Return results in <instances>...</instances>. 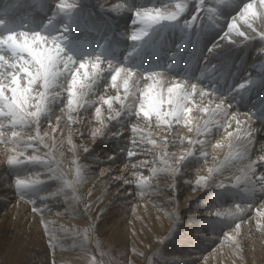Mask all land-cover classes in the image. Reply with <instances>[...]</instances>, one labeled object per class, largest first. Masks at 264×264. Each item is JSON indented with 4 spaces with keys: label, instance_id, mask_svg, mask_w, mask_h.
<instances>
[{
    "label": "bare ground",
    "instance_id": "obj_1",
    "mask_svg": "<svg viewBox=\"0 0 264 264\" xmlns=\"http://www.w3.org/2000/svg\"><path fill=\"white\" fill-rule=\"evenodd\" d=\"M50 1L51 0H43L41 4L37 3V2H33V3H30L29 5H26L24 2L15 3L12 0H0V15H1V13L6 12V16H10V14L13 15L14 12L16 14H18V11H19L18 18H22L21 15L28 16L29 13L30 14L36 13L35 11L37 9H42V8H44L46 6L48 8L49 5L50 6L54 5V3L50 4ZM63 1H65V2L58 3L57 5H55L54 7L51 8L52 17H56L57 16L58 18H60L61 16H63L64 8L67 5H70L72 7H77V6L81 7V3L79 2L80 0H73V2H71L72 0H63ZM237 1L238 0H225V4H223L220 7L221 9H223L222 11L219 10V11H215L214 13L211 12L212 14L209 16V23L212 25L214 33L212 32L213 34L212 35H208V36H206V35H202L201 36V34L199 35V31H194L192 29L190 37H188L189 33L188 32H180V29H181L180 27L172 29L171 25H173V23H174L173 21L174 20L173 21L161 20L159 22H150V21L145 20L146 23H151V24L155 23L156 25H158L157 26V30L152 31L149 34L148 33V29L146 27L147 24L135 21L136 19L140 18V17H138L136 15V13L138 11L139 12H143L145 10H149V11H151L152 15H155L157 9H159L160 13L165 14V15H171V14H177L178 13L176 15V18H178L182 12H187L188 11V15L187 16H190V15H192V13H194L197 16V18L200 19V18L206 16L207 14L204 12L203 9L200 12V10L198 8V5L195 8V6H194L195 5V0H94V4H95L96 8L97 7H105V8L113 9V11L115 12L116 17L118 18L117 23H116L117 29L114 28V26H113L112 29H110V27H108V23L107 22H103L104 20H107L109 17L112 18V16L109 13H106L105 15H99V14L93 13V14H91V16L93 17V23L92 24L91 23H83V22L81 24L83 26V28L86 29L85 32H87L91 28V31H96L97 34H101V35L104 34L103 36H105V34L107 32L110 33V32L114 31L116 34H118V35L114 34V36L117 37L120 40V42H122V43H119V44L127 47V53L129 52V53L132 54L133 52H135V54L138 55V57H142L143 54L146 53L147 50H150L149 55L152 58V62H151V65L145 66L144 68L145 69H147V68L157 69L158 71H156L155 73L146 75L147 78L149 77V79H154V77H156L157 79H159L158 77H161L160 78L161 81H162V78L163 79H167V81L170 82V84H169L170 88H175L177 85L180 88V87L183 86V85H180L182 83V84L189 85L194 90L195 89H199L198 93L200 94V97L203 96L202 98L205 101H207L201 107L204 108V111H210L212 116L208 117L209 120H207V122H206L207 124H191V132H192V130L195 131V132H193V134L195 133V135L198 136L199 133H201V132L203 133L204 128H206V125L208 127H210V129H212V131H214V134H216V132L217 133L219 132V138L217 140H213V142L209 143L208 146L212 145V148L211 147H209V148H210V150H213V153H214L216 159H225L226 160L228 158L227 161H228V163L231 164L230 165L231 167H234L233 165H235V164L241 165L240 163H245V161H247V162L248 161H252L251 157H255L256 158L255 155H257V152L259 151V146H260L259 145V142H260L259 139L260 138L258 137V135L255 136V133L258 132V126H254V124H253V126L256 127V128H253V126L251 124L253 123V120L256 123H258V122L261 123V120L262 121L264 120V80L262 78V76L264 75V69L261 70V75L260 76H257V73H252L251 74V70L243 72V71L240 70V68L237 71L227 70L229 68L220 69V64H222L223 61L226 62V65L230 64V62L232 61L234 63H239L240 67L244 66V67H248V68H251V69L252 68L256 69L257 67H260L261 65L263 66V64H261L260 66L258 64H259V61L264 60V57H263L264 54H262V53L255 54L257 52H262L263 51L262 49H264V46L260 42V38L264 37V36H262V35H264V27H261V25H264V17L262 15V13L259 14V12L257 11L258 14L260 16H262V21H260L261 18L259 19L258 16H255V17H257V24L258 25L261 24V25H259L260 26L259 28H256V27L254 28L253 27V29L251 30L250 28H246L247 26L245 25L246 26L245 28L247 30H251L249 32L240 29V27L237 24H235V19L229 18L230 14L235 13L236 11H238V9L240 7H241V9L244 8V6H241V4H243L242 2L247 1V3H245V4H248V3H252L253 5L255 4V6H254V9H255V8L258 7L257 5H258V2L260 0H244V1L241 0L242 2H237ZM58 2H59V0H58ZM206 3H208V5H211V4L213 5L214 1L213 0H206ZM20 4H21V6H25V7L18 8ZM61 4L64 6L63 8L59 7V5H61ZM177 5H180V8H177ZM41 6H42V8H41ZM11 11H13V13H11ZM86 13H88V12L86 11ZM121 13L124 14L126 17H120ZM207 13H209V12H207ZM236 14H237V12H236ZM65 15H66V17H68V15H70V13H68V14L66 13ZM71 15H70V17L68 18L67 21H68V23L70 25L74 26L75 21L77 22L79 20V17L82 15L81 8L73 9V14H71ZM62 18H64V17H62ZM126 19L128 20V22L126 21ZM53 20H55V19H53ZM0 21H2V20L0 19ZM100 21H102L103 23L100 22ZM253 21H254V19H253ZM197 22H198V20H197ZM57 23H58L57 20H55V21H53V24L51 26H49L48 28L43 29V31H44L43 34L45 36L44 35H42V36L43 37H46V36L48 37V33H50V31L54 27L57 26ZM230 24L234 25V28H232L231 30L229 29V25ZM63 26H59L58 28L63 30V31L64 30L66 31V29H65L66 27H63ZM201 26L203 27V25H201ZM67 27H68V25H67ZM248 27H250V25ZM63 31H61V32H63ZM82 32L83 31H81L80 33H82ZM121 33L122 34L131 33V37L137 36L139 38L135 39V40L133 39L134 41H132L131 39L130 40H126V43H125L124 41H122V40H124V38L121 36ZM240 33H243V35H240ZM58 34H60V33H58ZM58 34H56V35H58ZM86 34H87V36L90 37L91 33H86ZM52 35H50L51 37L48 38L49 40H51V38L54 36V35L53 36ZM109 35L110 34H108V36ZM97 37L98 36H96L95 38H97ZM124 37H126V36H124ZM208 37H209V39H208ZM93 42H92V40H90L89 44L83 46L85 48L86 52L90 53V51H95L96 50L95 49L96 45H95V43L93 44ZM131 42L135 43L136 45L133 46V47H130V46H132ZM59 43H60V41H59ZM127 43H129V44H127ZM60 45L62 47L61 43H60ZM161 45H168V46L175 45V50H178V51H179V49L183 48V46H185V47H188L190 51H189V53H185L184 54V53H182V49L179 51V53H177L174 50H172V52L168 53V54H170L169 57L172 58L171 59L172 61L169 62V63L168 62L166 63V62L163 61L162 58H160L161 55H159V52L162 51ZM244 45H246V48H248L249 50L248 51L243 50V52H241V54H239L240 53L239 52L240 47H242ZM50 46L51 45H46V47H50ZM62 48H64V47H62ZM114 50H115V54L114 55H116L117 50H118V44L114 45ZM164 50L165 49H163V51ZM0 51L7 52L8 49L6 47H4L3 50H0ZM37 51H39V49ZM97 52H99L101 54L103 52V50L100 49ZM249 53H251V54H249ZM203 55H206V56H208L210 58H219L220 59L219 64L216 65L215 64L216 62L215 61L213 62V60H211V59L209 60V62H200L199 57L201 58ZM71 56H73V55H71ZM109 60H111V59H109ZM81 62H84L85 65H86V67L84 69H80V71H79V75L81 77H83V73L85 71H87L88 73L92 72V69L89 70L88 67L89 66L92 67L93 63H96L98 65V71H97V75H96L95 79L93 80L91 77L89 78V83H90L91 86L89 88L87 96L84 98V101H86V102L82 101L83 107H77V108H74L73 110L69 109V106H68V91L67 90H68V86H69V81L71 80V75H69V77H68V72H65L63 76L59 77L60 78L59 81L61 82L62 86H60V87L58 86L57 88L50 90V91H55V92L59 93L57 98H55L54 102L56 104L58 103L60 105V101L63 100L64 103L61 102V103H63V107H60L58 111H55L54 110L55 103L52 105V101L53 100L50 99V101L47 102V104H46L47 111L44 112V115H42L43 113H41V115H42V117H45V116L47 117L45 122H48V124H50L49 123L50 121H48V120L54 119L52 117H54L55 114H59L58 117L55 116V118L57 119L56 122L58 121V124H63V122H64L63 118H65L66 115L68 116L67 118H71L72 120H74V122L76 124H83V123L86 122V125L87 124H91L92 127H95L94 129H98V128L102 127L103 125H105L106 128H109L110 124H108V122H110V121H111V123L115 124L114 126H112L113 128H111V129L109 128V130H112V129L116 130L115 133L113 132L114 135L111 133L112 135L103 136L101 138L102 141L100 142V144L104 145V146L113 145L112 143H115L114 144L115 145L114 153L112 151H108L107 150L108 151L107 153L110 156L107 157V158L105 157L106 159H101L100 157H98L96 152H89L86 155H85L86 152L82 153V156H84L83 158H85V160L83 162V167H82L83 170H84V173L89 174V173L95 172V176H93L94 177L93 185L95 186L94 188H97V190L99 188L98 186H100L101 184H103V186H104L103 190L101 189L100 192L97 193L94 198L98 199V201L101 200L102 203H103L102 205L103 206L105 205L104 209L107 211V213L105 214V216L107 217V220L113 219V215L114 216L118 215L119 219L123 218L125 216V214H124L126 212L125 210L128 209V208L131 209L133 207V205L136 204V202L138 200V197H139V199H140V197H142V198L143 197H145V198L147 197L148 198L149 196L150 197L151 196L155 197V195L159 193L158 191L162 190L163 187H165L166 189L169 188L176 195H181L183 193L182 190H183V188H185V185L182 186V187H177L175 185L176 183H172L173 184L172 185L171 182L168 183V181L165 180L168 184H170V186H167L168 184L165 185L166 184L165 181H163V183H162L158 179L160 177H163V175H161L160 172H162L163 169L165 168V167L163 168L164 165L162 166L161 163H160V165H161L160 168H158L157 165L155 164L154 169L152 168V171H150L148 173V176H150V180H144L143 179L144 177L143 178L140 177L141 175H140L139 172H138L139 173L138 175H140V176H138L139 178H133L132 175H134V174H132L130 176V178L126 177L127 175L125 176L124 174L121 175L122 177L119 176L120 174H114L115 172L113 171L111 165L114 162L116 164H118L119 161H122L123 164H121V167H123L122 165L125 164V160H126V159H123L124 160L123 161L122 158H118V157H120V155H119L120 154V150H119L120 148L116 147L117 142H114V140H117V141L119 139L121 141L127 140L126 137L122 138V136L126 135L127 123L130 122V118H132L134 116V114L131 111L130 112H124V111H125V107L126 108H128V107L130 108V105H132V104H134L136 102V98L134 97V99L132 100L131 97L135 96V95H133V93L130 94L129 92H127L126 89L123 90L122 94H120L118 92V87H119L118 85H121L120 80L123 81V79H122L123 73L117 74L116 72H112V73L111 72L109 73V71L106 72L105 71L106 69H103V67L101 65L102 62L100 60H94V59L92 61H86V60L77 61V60H74V65H73L72 71H76L79 68V64ZM62 65L63 64H61L59 66H62ZM63 67L64 66H62V68ZM116 68L126 69V68L121 67V66H118ZM128 69H130V67ZM228 71H229V75H230L229 77L227 76ZM132 72H133V76L132 77L136 78L137 74L134 71H132ZM11 73H13V72H11ZM108 73H109V75H107ZM23 75H24V73H23ZM113 75H117V79H116L115 82L112 81V79H111V77ZM107 77L110 80V83H111V86L113 87V89H116V92L113 91L114 94L112 95V97L110 99V106H109V104H105L104 103V100H108L106 98L104 100H102V102H100L103 97L100 98L101 94L98 91L99 90L98 87L102 86L105 83V80L107 79ZM23 78H24V76H23ZM7 80H6V82H7ZM19 82H20V80H19ZM152 82H154V81L150 80L148 87H146V86L144 87L143 86V88L141 89L140 92H141L142 95L140 96V99L138 100V102L140 104V105L138 104L139 106H141L142 104H144L146 102L148 103V105H150V103H152V102H154V101L159 99L158 96H153L151 98H148L149 97L148 96L149 92H151V90L153 88H155V87H153L154 85H152ZM162 82L165 83V81H162ZM191 82H193V83H191ZM64 83H66V84H64ZM25 84H26V80L25 79H24V82H22V81L20 82L21 87H23ZM40 84H41V82H39V81H37L36 83L33 84V88L35 86L37 92L35 93V89L32 88V93H31V96L29 97V99L31 100V103H30L31 105L30 106L27 105V104L25 105V110L26 111H28V108H31V107L34 108V104L35 103L33 104V100L37 103L36 97H37L38 93L41 90L43 91V89L40 87ZM157 84H160V83H157ZM207 84H209V85H207ZM241 85H243V86H241ZM122 86L124 87L123 83H122ZM161 86H162V84H161ZM132 87H133V85H132ZM9 88H10V85H9ZM102 88L104 89V91H107L108 86L107 85H103ZM158 89H156V90H158ZM163 89H167V87H165ZM132 90H133V88H132ZM9 92H11V91H9ZM130 92H131V90H130ZM195 92H197V91H195ZM98 93H99V95L96 96ZM157 93H159V92H157ZM9 94L12 95V93H9ZM9 94H7L6 96H8ZM165 95H167V94H165ZM238 96H240V99H239V102H236L234 100V98H236ZM99 99H100V101H99ZM199 100H200V98H199ZM121 101H123V103H121ZM195 101H197V100H195ZM95 102L98 103V104H96V106H95ZM246 103H249V104L247 105ZM241 104H242V106H241ZM254 104H256V106L253 107ZM217 105H221L222 107L220 109H217ZM93 106H95V107L93 108ZM260 106H261V108H260L261 110L259 109ZM92 108H93V110H92ZM97 108L100 109L99 114H97V112H96ZM87 109H88V111L91 110V114L89 116L86 115V113L88 112V111H86ZM144 109H147V108H144ZM130 110H131V108H130ZM140 110L141 109L135 110L136 112L135 111L134 112L137 113V111H140ZM34 111H35V108H34ZM117 113H119V115H117ZM141 113H143V111H141ZM74 114H78V115L82 114V116H84L86 118V121L82 120V122H80V119H83V118H81V117L78 118ZM256 115L258 116L259 119H254V117ZM252 116H253V119H252ZM142 117H143V114H142ZM153 118H154V116H153ZM155 119H153V120H155ZM41 120H42L41 118H39L38 121L37 120H33V119H31V120L29 119L28 122H27L28 123L27 126H29V123H32V122L35 121L33 123L34 125H32V124L31 125L34 126L35 127L34 130H36V132H38V130L40 128L38 126L39 129H37V125H38L37 123L41 122ZM77 120H79V122ZM107 120H109V121H107ZM4 121H5V123H3L4 127H5V124L6 125L7 124H11L12 128H14V125L10 122V118L9 117H7V120L5 119ZM125 121H126V124L124 123ZM136 121H138V120H136ZM238 121H239V124L237 123ZM51 122H53V121H51ZM67 122H71L70 119ZM145 122H148V121H145ZM154 122H156V121H154ZM54 123H55V121H54ZM137 123H139V122H137ZM157 123H158V121H157ZM65 124H66V122H65ZM152 124L154 125V123H152ZM162 124H163V122H162ZM21 125H25V124H21ZM50 125H52V123ZM55 125H57V123H55ZM68 125H70V123H68ZM136 125H138V124H136ZM133 126H132V128H133ZM69 127H71V126H69ZM136 127H138V126H136ZM139 127L141 129V126H139ZM47 128H46V130H47ZM73 128L71 127V129H73ZM78 128H79V125H78ZM24 129L25 128H23V130ZM29 129L30 130H28V131L31 132V128H29ZM48 129L50 130V128H48ZM52 129L55 130V128H52ZM56 129H58V127ZM71 129H69V130L71 131ZM197 129H199V131ZM163 130H165V129H163ZM186 130H188V129H186ZM5 131H6V129H5ZM5 131H3V133ZM20 131L21 130H19V133H20ZM50 131L52 132V130H50ZM60 131H61V129H60ZM6 132H8V131H6ZM13 132H16V131L12 130L11 132H9L6 135L5 134L4 135H0V143H1V148H0L1 158H0V161L2 160L1 161V165H0V229H1L0 232L2 234H5V233H7L9 231V229L10 230L13 229L14 230L13 235H15L16 237L21 236L22 234H26V238H28V236L33 238V237H36V236H39V235L43 234V233L42 234L40 233V230L38 228L40 226L39 223L46 222V220L48 221L50 219L51 214H53L52 216H54V213H50L49 212V210L52 208V207L50 208L49 206L52 205L54 207H60L61 204L63 203V201H65L64 200L65 198L62 199L63 201L59 200V197H58V195L56 193V190H54L55 191L54 192L53 190L51 191V190H47V189L44 188L43 185L49 181V179L51 178L50 176L51 175L53 176V174H51V172H50V174H51L50 175L48 170H47V168H45L43 166H40L39 164L38 165L35 164V161H29L27 159L29 157L28 156L29 155L28 151H27V153H25V155H27V156L24 155V152H25L24 148L29 147L28 146V145H30L29 139L32 138L33 135L31 137H29L30 135H28V137H29L28 138L27 135H25V137H24V136H21V133L19 134L18 132H16L18 135L16 137H13L12 136ZM25 132L23 134H25ZM45 132H47V131H43V133H45ZM51 132L49 134H51ZM78 132H79V130H78ZM60 133H62V132H60ZM67 133L68 132H66V135H67ZM71 133H72V131H71ZM71 133H70V136H71ZM183 133H185V132H183ZM46 134H48V133H46ZM127 134H128V132H127ZM134 134H136V133H134ZM139 134H137V136ZM151 134H153V133L151 132ZM175 134H178V133H175ZM203 134H204V136H201V138H203L204 140L200 139L202 142L201 141L200 142H196L195 141L196 138L193 137L194 138L193 144L196 143V144L200 145V147L202 149L206 148L205 144L207 143L205 141L206 131ZM250 134H253V141L255 139V142H252L250 145H248V138H249ZM38 135L40 136V134H37L36 137H38ZM104 135H106V134H104ZM141 135L144 136L143 134H141ZM158 135L159 134H157V136ZM181 135L186 137V134L184 135V134H181V132H180V136ZM73 136H75V135H73ZM160 136H163V135L160 134ZM44 137H46V136H44ZM151 137H153V136H151ZM40 138H42V137L36 138V141L34 140V142H36V144H37V146H35V147L37 148L36 151H38V155H39L40 150L45 145L44 141L46 140V139H44V141H43ZM65 138L66 137H64L63 139H65ZM146 138H148V135H147ZM172 138L174 139V137H172ZM54 140H55V138H54ZM68 140L70 142L72 141L70 139H68ZM151 140H152V138H151ZM151 140H148V142H150V144L148 143L150 145V147H151V142L153 141V140L152 141ZM197 140H198V138H197ZM209 140H210V138H209ZM121 141H119V142H121ZM155 141H157V140H155ZM251 141H252V139H251ZM51 142L52 141H50V143ZM145 142H147V141H145ZM46 143H49V142H46ZM55 143H56V141H55ZM133 143H134V141H133ZM189 143H191V141ZM240 143L246 144L247 147H248V156H247L246 160L242 161V162L238 161L236 159V154H234V152L232 153V151H234V150L236 151L237 150V147H238V145ZM54 144H52V145H54ZM72 144H74V143H72ZM163 144H165V143H163ZM67 145H70V144L68 143ZM167 145L168 144H166L165 148L167 147ZM62 146H64V145H62ZM153 146H155V145H153ZM173 146H176V145H173ZM184 146H186L185 148H187L188 145H184ZM192 146H193V149H194L195 148L194 145H192ZM30 147H33V145L31 144ZM44 147H46V146H44ZM56 147L58 148V145L55 146V148ZM67 147H70V146H67ZM75 147H77V146H75ZM133 147H134V145H133ZM87 148H88V146H87ZM127 148L128 149H135V147L132 148L131 146H127ZM147 148H149V147H147ZM185 148L182 149V150H185ZM190 148H192V147H190ZM31 149L33 150V148H30V150ZM49 149H48V151L51 152V150H49ZM59 149H60V147H59ZM144 149H145V147H144ZM160 149H162V147ZM54 150H52V152H54ZM89 150H91V149H89ZM164 150H167V149H164ZM42 151H44V150H42ZM42 151H41V153L44 154L45 152H42ZM68 151H70V149ZM176 151L178 152V150H176ZM186 151H187V149H186ZM190 151L192 152V149ZM190 151H189V153H190ZM263 152H264V150H263ZM20 153H21L22 156L19 155ZM31 153L36 154L35 153V149ZM56 153H58V152H56ZM145 153H147V152H145ZM186 153H188V152H186ZM51 154L53 155V153H51ZM134 154L136 155L137 152L133 153V155ZM160 154H162V152ZM178 154H179V152H178ZM41 156L43 157V155H41ZM127 156L128 155H126V157ZM149 156H150V154H149ZM10 157H16L18 160L22 161V163L13 164L12 165V169L10 170L8 168V164H7L8 163V159ZM47 157L49 159V156H47ZM56 157H58V156L56 155ZM56 157H54V159ZM178 157H175V158H178ZM169 158H171V157L169 156ZM255 158H253V159L255 160ZM48 159H45V160H47L49 162ZM180 159H178V160H180ZM204 159H206V158H204ZM41 160H43V159H41ZM171 160H172V158H171ZM257 160H258V158H257ZM47 161H44V162H47ZM142 161H143V159H142ZM164 161H165V159H164ZM167 162L169 163V160H167ZM262 162H263V166H262V168L259 171L256 168H254V171L247 170L248 172L244 173L245 176H243V177H238L239 173L236 171L235 168H232V169H235V171L238 173V176H233L234 175L233 173H232L233 175L231 174L232 176H230V174L227 173L228 176H226V174H225V176L220 177L216 184L219 183V184L222 185L221 186V190L216 192L215 195L213 194V195H209L207 197L206 196L205 197L202 196L200 201L193 202V203L189 202V204L186 206V208L184 207L185 208L184 210L186 212H184V214L181 215V216H184L187 219L184 222L185 223V226H184L185 229L183 231L184 233H182V238H183V241L186 242L187 245H190V246L193 245L194 247L192 246L193 248H191V247L190 248H187V247L184 248V249H189V252L185 255V257L188 258L191 261L189 263V260L187 259L188 260L187 262H182L180 264H264V215H261V213H264V204H263L264 202L260 201L262 199V196L264 197V183L259 184L260 181L258 182V178L261 177V176H264V174H263L264 173V161H262ZM55 163H57V162H55ZM165 163L166 162H163V164H165ZM60 164H63V163H60ZM126 164L128 165V163H126ZM225 165H226V162H225ZM50 166H53V164L50 165ZM134 166H135V164H134ZM61 167H63V166H61ZM245 167H247L246 164H245ZM245 167H242V169L245 168ZM56 168H58V167L55 166L54 169H56ZM161 168H163L162 171H159V169L161 170ZM237 168H241V166L237 167ZM242 169H241V171H242ZM245 169H247V168H245ZM228 170H230V167H229ZM232 171H234V170H232ZM135 172H137V171L135 170ZM147 172H145V173H147ZM164 172H162V173H164ZM229 172L231 173V171H229ZM180 174H181V172H180ZM151 176H152V178H151ZM170 177H168V179H170ZM179 177H180V175H179ZM52 178L54 179V177H52ZM162 179H164V178H162ZM16 180H24V181L28 182L29 183V187H25V188L21 187V188L18 189L17 186H16V183H15ZM184 180H185V178L182 179V181H184ZM34 181H35V183H33ZM186 182H188V181H186ZM55 183L59 184L57 182H55ZM183 183H185V182H183ZM210 183L213 185L212 182H210ZM236 183H237V185H236ZM139 184H140V186H139ZM190 184H192V183H190ZM234 185H236V186H234ZM52 187H53V185H52ZM36 188H40V190H41L40 193H38L36 195H35V192L34 193H29V192L34 191V189H36ZM54 188H55V186H54ZM206 188H207V186H206ZM50 189H52V188H50ZM59 189H61V188H59ZM219 189H220V187H219ZM38 191H39V189H38ZM237 191H239L241 193H245L247 198L249 197L248 198V202H250V203L248 205L245 204L247 206L246 209L248 208L247 211L248 210L252 211L254 209L252 212L257 211L260 220H258V219L256 220V218H255V220H253V219H250L251 218L250 216L246 217L249 214H246V216L242 214L244 212L245 208L244 209L243 208L240 209V208L243 207L244 204L242 203L243 204L242 205L240 203L242 206L239 207L238 206L239 203L238 204L234 203L235 200L239 199V193H237ZM205 192H209V189L208 190L205 189ZM26 195H28V197ZM59 195H61V194H59ZM163 195H165V193ZM163 195H161V196H163ZM64 196L65 195H63V197ZM216 197L217 198L220 197L222 201H225V202H227L229 204V208H227V206H225L226 210L228 209V212L232 213V214H230L229 217H228L227 214L226 215L223 214V212H222L223 210L222 211L219 210L218 209L219 207L217 208V210L222 212L221 215H217L216 213L218 211L216 209H213L212 207H211L212 210L213 211L216 210L217 212L216 211L215 212L211 211V213H207V211L204 210V208L206 207V204H208L210 201H212ZM186 198H187V196H186ZM29 200L31 201L32 204H34L33 206L31 205L32 207H30V204L28 203V202H30ZM189 200L191 201V199H189ZM245 200H247V199H245ZM141 201H144V200H141ZM164 201H165V199H164ZM139 202H140V200H139ZM165 203H166V201L164 202V204ZM26 204H29L28 205L29 207L26 206ZM155 204L157 205V202ZM158 204H160V203L158 202ZM172 204H174V203H172ZM66 206H64V207H66ZM175 206H176V204H175ZM221 206H222V204H221ZM68 207H70V206L68 205ZM23 208L25 209V211H23ZM34 209H36V210L34 211ZM209 209L210 208H208V210ZM241 210H243V212ZM161 212H163V211H161ZM168 212L172 213V211H168ZM101 214H99V215H101ZM177 214H178V210H177ZM252 214H255V212L252 213ZM77 215H78V212H77ZM171 215L173 216L174 214H171ZM83 216H84V214H83ZM168 216L170 217V215H168ZM226 216L228 218H225ZM57 217H58V215L56 216V218ZM65 217L68 219L67 216H65ZM65 217L63 219H66ZM106 217H104V218H106ZM56 218H53V221ZM69 221H71V220H69ZM113 221H115V219H113ZM229 221H230V224H232V222L234 223L235 228H233V229H235V230L231 231V229L229 230L228 227L226 228V226L228 225ZM58 222H60V221H58ZM61 222H63V220ZM179 222H181V220ZM10 223H11V225H10ZM48 223H50V222H48ZM170 223H171V221H170ZM237 224L240 225V229L238 231L236 230V225ZM182 226H183V224H182ZM40 227H42V226H40ZM189 227H193V228L190 229V230H187V228H189ZM40 229H42V228H40ZM106 229H107V226H106ZM181 229H182V227H181ZM38 230H39V233H38ZM102 230H104V227H102ZM225 230H226V232H224ZM59 232H61V231H59ZM61 233H60V235H61ZM221 234H223L222 235L223 238L220 236L222 239L218 236V235H221ZM225 234H227V236ZM0 238H1V236H0ZM24 242H25V240H24ZM16 243H14V244H16ZM21 243L18 244V245L20 246ZM69 243H70V241H69ZM37 244H38V242H37ZM68 245H70V244H68ZM74 246H73V248H74ZM4 247H6V246H4ZM13 247H12V249H13ZM180 248H182V247H180ZM37 250H38V248H37ZM45 250H48V249H45ZM29 251H31V250H29ZM9 253H13V252L10 251ZM34 253L36 254V252H34ZM48 253L46 252V255L50 254V253L49 254ZM72 253H74V252H72ZM64 254H65V252H64ZM75 254H77V252ZM250 254L252 256L249 258ZM13 256H14V254H13ZM29 256L30 255L28 254V257ZM65 256H68V255H65ZM65 256H64V258H66ZM52 257L49 256V258H52ZM64 258H62V259H64ZM183 258H184V256H183ZM12 259H14V258H12ZM66 259H68V257ZM17 260H19V257H18ZM49 261L47 263H45V262L44 263L45 264H49ZM184 261H186V260H184ZM29 262H31V261H29ZM76 262H77V260H76ZM52 263H54L53 260H52ZM29 264H31V263H29ZM35 264H38V263H35ZM177 264H178V262H177Z\"/></svg>",
    "mask_w": 264,
    "mask_h": 264
},
{
    "label": "rangeland",
    "instance_id": "obj_2",
    "mask_svg": "<svg viewBox=\"0 0 264 264\" xmlns=\"http://www.w3.org/2000/svg\"><path fill=\"white\" fill-rule=\"evenodd\" d=\"M12 1L15 2V3L24 2L26 5H29L30 3H33V2H37V3L41 4L43 0H12ZM213 1H214L213 5L212 4L208 5V3H206V0H195V5H194L195 8L198 5V8H199L200 12L203 9L204 12L207 15L202 17V18H200V19H198L197 16L194 13H192V15H190V16H187L188 15V11L187 12H182L180 14V16L173 21L174 23H173V25H171L172 29L180 27L181 28L180 32H188L189 33L188 37H190L192 29L194 31H199V35L201 34V36L202 35H206V36L212 35L214 33L213 32L214 30H213L212 25L209 23V16L212 13H214L215 11H219V10L222 11L223 9H221L220 7L223 4H225V0H213ZM242 1H244V0H242ZM242 1L238 0L237 2H242ZM63 2H65V1L59 0V2H58V0L57 1L56 0H51L50 4L54 3V5H51V6L49 5L48 8H47V6L42 8V6H43L42 5L41 6L42 9H37L35 11L36 13H33L34 15L30 14V13H29L28 16L21 15L22 18H18L19 11H18V14H16L14 12V14L13 15L10 14V16H6V12L1 13L0 19L2 21H0V37H4L9 32H18V31H27L29 33H31V32H39L41 34V36H42V35H44L43 34L44 33L43 29L48 28L49 26H51L53 24V21L57 20V22H58L57 26L54 27L50 31V33H48V37L47 36L46 37L49 38V37H51L50 35H52V34L55 37H58L60 43L62 44V47H64L63 48L64 49V53H62V55H65V56L73 55L72 56L73 59L77 60V61H84V60L92 61L93 59L94 60H100L102 62L101 65H102L103 69H106L105 71L106 72L109 71V73L110 72L111 73L115 72V68L118 67V66L124 67L126 69H128L130 67V69L137 74V77L136 78L132 77L131 79H129L127 92H129L130 94L133 93V95H135V96H132L131 98L133 100L134 97H135L136 98V102L134 103L135 105L134 104L130 105L131 110H130L129 107L128 108L125 107V111L124 112H130L131 111L134 114V116H133L134 118L133 117L130 118V122L127 123L126 129H127L128 134L126 132V135L122 136V138L126 137L127 140H124V141H121L120 139L118 141L114 140V142H117L116 147L120 148L119 149L120 150V154H119L120 157H118V158H122V160L123 159L127 160V161L125 160V164L122 165L124 168L121 167V164H123L122 161H119L120 164L119 163L116 164L114 162L111 165L113 171L115 172L114 174H120L119 175L120 177H122L121 175L124 174L125 176L127 175L126 177H129V178H130V176L132 174H134V175H132L133 178H139L138 176L141 175L140 177H142V178L143 177L144 178L147 177L146 180H150V176H148V173L150 171H152V168L154 169L155 164L157 165L158 168H160L161 165L162 166L164 165L163 168L165 167L166 169L165 168L164 169L161 168V170L159 169V171H162V169H163L162 172L165 171L164 173L160 172V174L163 175V177L158 178L160 180V182L163 183V181L166 180V181H168V183L171 182V184L172 183H176L175 185L177 187H182V186L185 185V188H183V190H182L183 193L181 195H176L169 188L166 189L165 187H163L162 190L158 191L159 193L156 194L155 197L154 196H151V197L149 196L148 198L147 197L146 198L145 197H143V198L140 197V199L138 197V200H137L136 204L133 205V207L131 209L128 208V209L125 210L126 212L124 213L125 216L123 218L119 219L118 215H116V216L113 215V219H115V221H113V219L107 220V217L105 216L107 211L104 209L105 205L104 206L102 205L103 203H102L101 200L98 201V199L94 198L95 195L97 193H99L101 189L103 190L104 186H103V184H101L102 186L101 185L98 186L99 187L98 188L99 191L97 190V188H94L95 186L93 185V182H94V180H93L94 177L93 176H95V172H92V173H89V174L84 173V170H83L82 167H83V162H84L85 158H83L84 156H82V153L86 152L85 153V155H86L89 152H96L97 156L100 157L101 159H106L107 157L110 156L107 153L108 151H112L114 153V148H115L114 144L115 143L111 142L113 145L104 146V145H101L100 142L102 141L101 138L103 136L112 135V134L114 135L116 130L115 129L109 130V128L110 129L113 128L112 126H114L115 124L111 123V121H110V122H108V124H110L109 128H106V126L103 125L102 127L99 128L100 132L96 133V131H95L96 129H94L95 127H92L91 124H87L86 125V122L83 123V124H76L74 122V120H72L71 118H67L68 117L67 115L65 117L66 119L63 118L64 119L63 124H58V121L56 122L57 119L55 118V116L58 117L59 114H55V116L52 117L54 119L51 118L52 120H48V121H50L49 122L50 124L52 123V125H50V124H48V122H45L47 117L46 116L42 117V115H44V113H43L40 116V118L42 119L41 122L37 123L38 124L37 125V129H39V128L40 129L38 130V132H36V130H34L35 127L32 126V125H34L33 123L35 121L32 122V123H29V126H27L28 123H25V125L16 124L14 126V128H12L11 124H7L8 126L5 124V127H4L3 123H5V121H4L5 119L7 120V117L0 116V122L2 120L4 121V122L2 121L0 123V125H2V126H0V132L3 135L4 134L5 135L8 134L12 130H15L18 133H19V130H21L20 131L21 136L25 137V135H27V137H28V135H30L29 137H31L33 135L32 138H34V136L36 137L37 134H40V136L38 135V137H42V138H40L41 140L44 141V139H46L44 141V144L47 145V147H44L45 146L44 145L43 148L40 150L39 155H38V151H36L37 148L35 147V146H37V144H36V142H34V140L36 141V138L35 139H29V143H30V145L32 144L33 147H30V145H28V146L30 148H33V150L32 149L30 150L29 147L25 146L27 149L24 148V150H25L24 155L28 151V154H29L28 156L29 157H34V156L38 157V160L35 161V164H37V165L39 164L40 166H43V167L47 168L49 174H50V172H51V174H53V176L50 174L51 178L49 179V181L47 183H45L43 185L44 188L47 189V190H51V191L52 190L53 191L56 190V193H57V195L59 197V200H62L63 198H65L64 199L65 201L62 200L63 203L61 204L60 207H54L52 205L49 206L50 208L52 207L49 210V212L50 213H54V216H52L53 214H51L50 219L48 221L46 220V222H43L44 224L42 222L39 223V225L42 226V227H40V226L38 227L39 230H40V233L41 234L43 233L42 235H39V236H36V237L32 238V237L28 236L29 235L28 234L27 235L28 238H26V234H22L21 236L16 237L15 235H13L14 230L12 228H11L12 230L9 229V231L7 233H5V234H2L0 232V236H1V238H0V264H20V263L21 264H29V263H31V264H35V263L43 264L44 262L47 263L49 260H50L49 264L50 263L51 264H172V263L173 264H177V262H178V264H180L182 262H187L189 259L186 258L185 255L189 252V249H184V248H186V247L187 248H190V247L193 248L194 246L192 245L193 246L192 247L190 245H187L186 242H184L183 238H182V233H184L183 231L185 229V227H184L185 223L184 222L187 219L186 217L181 216V215L184 214V212H186L184 209L189 204V202L190 203L198 202V201L201 200L202 196L203 197H205V196L207 197L209 195H213V194L215 195L216 192L221 190V184L218 183L219 184L218 185L216 183L218 182L219 178L222 177V176H225V174H226V176H228L227 173H229L230 176H232L233 174H234L233 176H238V173H239L238 177L245 176L244 173L248 172L247 171L248 168L245 167V164L247 165L248 162L245 161V163H240L241 165L235 164V165H233L234 167H231L230 166L231 164L228 163V161H227L228 158L226 160L225 159H216V157H215V155L213 153V150H210V148H209V147L212 148V145L211 146H208V145H209V143H212L213 140H217L219 138V132L218 133L216 132V134H214V131H212V129H210V127H208L207 125H206V128H204V130H203V133L206 131V135H205L206 136L205 141L207 142L205 144L206 148L202 149L200 147V145H198L196 143L193 144L194 138H196V140H195L196 142H200L203 139V138H201V136H204V134L202 132L199 133L198 136L195 135V133L193 134V132H195V131L192 130V132H191V124H207L206 122H207V120H209L208 117L212 116L210 111H204V108L201 107L207 101H205L202 98L203 96L200 97V94L198 93L199 89H195L194 90L187 84H182V83L180 84V85H183V86L180 87L178 89V91L180 93L186 95L187 98L183 101V108L181 109V114L179 116V120L178 121H177L176 117H166V118H164V120L158 121L154 114L151 115L152 117L151 116L145 117L144 115L142 117L143 113H141V111L148 110V108H149V105H148L147 102L143 104L144 108H147V109H143V110L137 111V113L139 112V115H136L137 113H135L136 112L135 110L141 109V106H139L140 104L138 102V100L140 99V96L142 95L140 91L143 88V86L144 87L145 86L148 87L150 80L154 81V82H152V85H154L153 87H155V88H153L151 90V92H149V95H148L149 97L148 98H151L153 96H158L159 99H166L168 97L167 96L168 95V89L170 88V85H169L170 82L167 81V79H163L162 78V81H165V83H163L160 80L161 77H158L159 79H157L156 77H154V79H149V77L147 78L146 75H149V74H152V73H155L156 71H158L157 69H151V68L145 69L144 68L145 66L151 65L152 58L149 55L150 50H147L146 53H144L142 57H138V55H136L135 52H133L132 54L129 53V52L127 53V47L119 44V43H122V42H120V40L117 37L114 36V34L118 35L114 31L110 32V33L107 32L105 34V36H103L104 34L103 35L97 34L96 31H91V28L87 32H85L86 29H84L81 24H82V22L83 23H91L92 24L93 23V17L91 16V14H93V13L99 14V15H105L106 13H109L112 16V18L109 17L107 20H104L103 22H107L108 23V27H110V29H112L113 26H114V28L117 29L116 23H117L118 18L116 17L115 12L113 11V9H109V8H105V7H97L96 8L95 4H94V0H80L79 2L81 3V7H78V6L77 7H72L70 5H67L64 8L63 16H61L60 18H58L57 16L56 17H52L51 8L54 7L55 5H57L58 3H63ZM71 2H73V0ZM242 3L243 4H241V6H244V4L247 3V1H244ZM253 6H255V4ZM257 6L258 7L254 9L255 13H257V14H258V12H259V14L262 13V15L264 17V9L261 7L260 1L258 2ZM23 7H25V6H21V4H20L18 8H23ZM76 8H81L82 15L79 17V20L77 22L75 21V24L73 26V25H70L67 20L70 17V15L73 14V9H76ZM242 9L240 7L238 9V11H236L237 14H236V12L232 13V14H230L229 18L235 19V24H237L240 27V29H242V30H245V31L249 32V31H251L253 29V27L254 28L255 27L259 28L260 27L259 25H261V24H259V25L257 24V17H255V16H258L259 19L261 18L260 21H262V16H260L259 14L258 15L256 14L253 17L250 14V15H247V16L248 17L250 16L252 19L250 17L248 18L247 16H245L244 17L245 19H244V18H242V15H243ZM86 11L88 13H86ZM207 12H209V13H207ZM11 13H13V11H11ZM66 13L67 14L70 13V15H68V17H66V15H65ZM62 17H64V18H62ZM120 17H126V16L121 13ZM53 19H55V20H53ZM253 19H254V21H253ZM197 20H198V22H197ZM126 21L128 22L127 19H126ZM135 21L147 24L146 27L148 29V33L149 34L152 31L157 30V26L158 25H156L155 23H152V24L151 23H146L145 20H141V18H138ZM100 22H102V21H100ZM245 22L246 23L248 22V23L246 24ZM248 24L250 25V27H248L249 26ZM58 25L59 26H63L64 25L63 27H66L65 28L66 31L65 30L63 31V30L59 29ZM67 25H68V27H67ZM201 25H203V27ZM245 27L246 28H250L251 30H247ZM261 27H264V25H261ZM61 31H63V32H61ZM81 31H83V32L80 33ZM58 33H60V34H58ZM86 33H91L90 37L87 36ZM56 34H58V35H56ZM108 34H110V35L108 36ZM96 36H98V37L95 38ZM121 36L124 38V40H122V41H124L125 43H126V40H130V39L132 41H134L132 39V37H131V33H129V34L128 33H124V34L121 33ZM124 36H126V37H124ZM262 38H260V42L264 46V44H263L264 43V37H262ZM208 39H209V37H208ZM90 40H92V42L94 41L93 44L95 43V45H96L95 49L96 50L95 51H90V53H89V52L85 51V48L83 46L89 44ZM131 43H132V46H130V47H133V46L136 45L133 42H131ZM116 44H118V50H117L116 55H114L115 54L114 45H116ZM127 44H129V43H127ZM100 49L103 50V52L101 54L99 52H97ZM161 49H162V51L159 52V55H161L160 58H162L163 61L166 62V63L167 62L169 63V62L172 61L171 60L172 58L169 57L170 54H168L169 52H172V50H174L175 52L179 53V51L182 49V53H184V54L185 53H189V51H190L189 48L185 47V46H183V48L179 49V51L175 50V45H170V46L161 45ZM163 49H165V50L163 51ZM243 50L248 51L249 49L246 48V45H244V46L240 47V50H239L240 53L239 54H241V52H243ZM262 50H263L262 52H257L255 54H259V53L264 54V49H262ZM249 54H251V53H249ZM0 55H3L5 57V59L8 60L9 64L16 63L19 66V63H20L19 59L13 58L12 53H11L10 50H8L7 52L0 51ZM22 55H23L24 59H30V57L28 56L27 52L23 53ZM97 57H99V59H97ZM263 57H264V55H263ZM109 59H111V60H109ZM199 59H200V62H209V60L211 59V60H213V62L214 61L216 62L215 63L216 65H218L219 61H220L219 58H210V57H208L206 55H203L201 58L199 57ZM261 64H263V66H264V60L259 61L258 65L260 66ZM62 66H59V67H61V69H63ZM263 66L261 65L260 67H257L256 69L252 68L254 70L253 71L251 68H248V67H244V66L240 67L239 63H234V62L231 61L230 64L226 65V62L223 61L222 64H220V69L229 68L227 70L237 71L240 68V70L243 71V72L251 70V74L252 73H257V76H260L261 75V70L264 69ZM88 69L91 70L92 67L89 66ZM14 71L15 70H13L12 68L8 67L7 65H5L3 68H0V73L3 72L4 76H6L7 79H8V80L7 79L4 80L5 81L4 84L7 86L6 87L7 89H10L11 86H12L10 81H11V75L13 73H11V72H14ZM109 73L107 75H109ZM69 75L70 74L68 73V77H69ZM23 76H24L23 73H20V77H19L20 78L19 79L20 82L21 81L24 82ZM227 76L228 77L230 76L229 75V71L227 73ZM262 78L264 80V75L262 76ZM59 79L60 78L58 77V80ZM6 80H7V82H6ZM120 82H121V85H118L119 86L118 87V92L120 94H122L123 90H125V87L122 86L123 81L120 80ZM157 83H160V84H157ZM191 83H193V82H191ZM64 84H66V83H64ZM161 84H162V86L166 85L165 87H167V89H163L165 87L164 86L162 87ZM9 85H10V88H9ZM103 85H107L108 86V89H107L108 92L104 91V89L102 88ZM103 85L98 87V89H99L98 91L101 94L100 98L103 97L101 99V101L99 99L100 102H102V100H104L105 98L110 100L112 95L114 94V92H116V89H113V87L111 86V83H110V80L108 79V77L105 80V83ZM132 85H133V87H132ZM207 85H209V84H207ZM32 88H33V85H32ZM132 88H133V90H132ZM7 89H6L5 95L11 93V92H9L10 90H7ZM33 89H35V93H36L37 90H36L35 86H34ZM156 89H158V90H156ZM130 90H131V92H130ZM195 91H197V92H195ZM157 92H159V93H157ZM99 93L96 96H98ZM165 94H167V95H165ZM11 96L12 95L9 94L7 97L11 98ZM199 98H200V100H199ZM239 99H240V96L234 98V100L236 102H239ZM54 100L52 101V105L55 103ZM195 100H197V101H195ZM49 101H50V98H49V100L47 102H49ZM61 102H63V100L60 101V105L58 103L57 104L55 103V105H54V110L55 111H58L60 107H63V103L64 102L63 103H61ZM30 103H31V100L29 99L28 102H27V105L30 106L31 105ZM33 104H34V108H35L36 102L34 100H33ZM96 104H98V103L95 102V106H96ZM246 104L248 105L249 103H246ZM95 106H93V108ZM241 106H242V104H241ZM254 106H256V104H254L253 107ZM172 107L173 106L168 104V103H160L159 104V108L161 109L162 112L170 111L172 109ZM34 108H32V107L28 108V111L31 112L32 109H33L32 111H34ZM93 108H92V110H93ZM260 108H261V106L259 107V109ZM185 109L187 110L186 112L184 111ZM86 111H88V109ZM88 112H87L88 114L86 113L87 116H89L91 114V110H89ZM74 115H76L78 118L79 117L83 118V119H80V122H82V120L86 121V118L84 116H82V114H79V115L78 114H74ZM153 116H154V118H153ZM69 119H70L71 122H67V121H69ZM153 119H155V120H153ZM252 119H253V116H252ZM254 119H259V118L256 115L254 117ZM136 120H138V121H136ZM51 121H53V122H51ZM54 121H55V123H57V125H55ZM77 121L79 122V120H77ZM107 121H109V120H107ZM145 121H148L149 123L145 122ZM154 121H156V122H154ZM157 121H158V123H157ZM165 121H167V122H165ZM65 122H66L67 125H68V123H70V125L67 126L65 124ZM137 122H139V123H137ZM162 122H163V124H162ZM254 122L255 121L253 120V123L251 125L253 126V124H254V126H258V132L255 133V136L258 135V137L260 138L259 139L260 140L259 145L261 147L259 146V151L257 152V155H255L256 158L255 157H251V158H252V161H256L255 164H254V168L258 169V171H259L262 168V166H263V162L259 159V157L264 155L263 154L264 153L263 152V150H264L263 149L264 148L263 147L264 146V120L263 121L261 120V123H259V122L258 123L255 122L254 123ZM124 123L126 124V121ZM152 123H154V125ZM136 124H138V125H136ZM78 125H79V128H78ZM38 126H39V128H38ZM69 126H71L72 128L74 127L73 128L74 130L71 129V127H69ZM132 126H133V128H132ZM136 126H138V127H136ZM139 126H141V129H140ZM254 126H253V128H256ZM47 127L50 128V130H52V132ZM57 127H58V129H56ZM23 128H25V129L23 130ZM29 128H31V132L28 131V130H30ZM46 128H47V130H46ZM52 128H55V130H53ZM5 129L8 132H6ZM60 129H61V131H60ZM69 129H71L72 133H71V131ZM163 129H165V130H163ZM186 129H188V130H186ZM78 130H79V132H78ZM3 131H5V132L3 133ZM43 131H47V132L43 133ZM59 131L62 132V133H60ZM65 131L68 132L67 135H66ZM150 131L153 134H151ZM182 131L185 132V133H183ZM24 132H25V134H23ZM50 132H51V134H49ZM180 132H181V134H184V135L186 134V137L183 136V135L180 136ZM46 133H48L49 135L46 134ZM70 133H71V136L73 138L70 136ZM94 133H96L95 136H94ZM134 133H136V134H134ZM175 133H178V134H175ZM104 134H106V135H104ZM137 134H139V135L137 136ZM141 134H143L145 137L142 136ZM157 134H159V135L157 136ZM160 134H162L163 136H160ZM73 135H75V136H73ZM147 135H148V138H146ZM44 136H46V137H44ZM63 136L66 137V138L63 139L64 138ZM151 136H153V137H151ZM172 137H174V139ZM191 137L192 138L194 137V138L192 139ZM54 138H55V140H54ZM151 138H152V140L155 143L152 144V142H151V147H150V145H149L150 142H148V140H151ZM197 138H198V140H197ZM209 138H210V140H209ZM68 139H70L72 141L70 142ZM249 139L250 140L252 139L251 143L255 142V139L253 141V134H250L248 140ZM132 140L134 141V143H133ZM155 140H157L159 143L157 141H155ZM50 141H52V142L50 143ZM55 141H56V143H55ZM119 141H121L123 144L121 142H119ZM145 141H147V142H145ZM190 141H191V143H189ZM46 142H49V143H46ZM68 143L70 145H67ZM72 143H74V144L76 143L77 145L76 144L74 145ZM163 143H165V144H163ZM52 144H54V145H52ZM166 144H168V145L165 148ZM57 145H58V148L57 147L55 148V146H57ZM62 145H64L65 147L62 146ZM126 145L127 146H131L132 148L135 147V149H128ZM133 145H134V147H133ZM153 145H155V146H153ZM173 145H176V146H173ZM184 145H188L189 147L187 146V148H185L186 146H184ZM192 145H194V147H195L194 149H193ZM67 146H70V147H67ZM75 146H77V147H75ZM87 146H88V148H87ZM158 146L160 148L162 147V149H160ZM59 147H60V149H59ZM144 147H145V149H144ZM147 147H149V148H147ZM190 147H192V148H190ZM0 148H1V143H0ZM184 148H185V150H182ZM34 149H35V153L36 154L31 153V152L34 151ZM48 149L51 150V152L48 151ZM69 149H70V151H68ZM89 149H91V150H89ZM164 149H167V150H164ZM186 149H187V151H186ZM191 149H192V152L190 151ZM42 150H44V151H42ZM52 150H54V152H52ZM128 150H131L133 153L137 152V154L136 155L134 154L132 157H129V156L126 157V155H128V152H129ZM176 150H178L179 154H178V152ZM41 151L45 152V153L43 154V153H41ZM55 151L58 152L59 154L56 153ZM189 151H190V153H189ZM145 152H147V153H145ZM159 152L160 153L162 152V154H160ZM186 152H188L189 154L186 153ZM233 152H234V154H236L237 150L236 151L235 150L232 151V153ZM51 153H53V155ZM149 154H150V156H149ZM19 155H21V153ZM41 155H43V157ZM46 155L49 156V159H48V157ZM56 155L59 158L56 157ZM25 156H27V155H25ZM169 156L172 158V160H171V158H169ZM54 157H56V158L54 159ZM175 157H178V158H175ZM0 158H1V155H0ZM204 158H206V159H204ZM253 158H255V160ZM257 158H258V160H257ZM41 159H43V160H41ZM45 159H48L49 162L47 160H45ZM142 159H143V161H142ZM164 159H165V161H164ZM178 159H180V160H178ZM167 160H169V163L167 162ZM1 161H0V165H1ZM44 161H47V162H44ZM58 161L60 163H63V164H60ZM55 162H57V163H55ZM163 162H166V163L163 164ZM225 162H226V165H225ZM126 163H128V165ZM160 163H161V165H160ZM52 164H53V166H50ZM134 164H135V166H134ZM74 165L75 166L77 165V166L75 167ZM55 166L58 167V168L54 169ZM61 166H63V167H61ZM240 166H241V168H237V167H240ZM49 167L51 169L54 167L53 169L56 170V171L55 172L51 171ZM229 167H230V170H228ZM242 167H245L247 169L243 168L245 170L244 171L242 169ZM8 168L11 170L12 169V165L8 164ZM62 168L63 169L65 168V169L63 170ZM232 168H235L238 173L235 171V169H232ZM231 169L234 170V171H232ZM241 169H242L243 172L241 171ZM135 170L137 172H135ZM229 171H231V173ZM138 172L140 173V175H138L139 174ZM145 172H147V173H145ZM180 172H181L182 175L180 174ZM179 175H180V177H179ZM52 177H54V179ZM168 177H170V179H168ZM151 178H152V176H151ZM162 178H164V179H162ZM181 178L182 179L185 178V180L182 181ZM166 181H165V183H166L165 185L168 184ZM186 181H188V182H186ZM197 181H199V183H197ZM259 181L260 180H258V182ZM55 182H57L59 184H56ZM183 182H185V183H183ZM210 182H212L213 185ZM190 183H192V184H190ZM261 183L262 182L260 181L259 184H261ZM52 185H53V187H52ZM236 185H237V183H236ZM236 185H234V186H236ZM54 186H55V188H54ZM139 186H140V184H139ZM167 186H170V184H168ZM206 186H207V188H206ZM58 187L61 188V189H59ZM219 187H220V189H219ZM50 188H52V189H50ZM38 189H39V191H38ZM205 189L206 190L209 189V192H205ZM40 191H41L40 188H36V189H34V191L29 192V193H34L35 192V195H36V194L40 193ZM164 193H165V195H163ZM237 193H239V199L235 200L234 203H236V204H238V203L242 204L243 203L244 204L245 207L244 206L241 207L243 204L242 205L238 204V206L241 207L240 209H242V208L244 209L245 208V210H244L245 213L243 212V210H241L243 212L242 214L245 215V216H246V214H249L246 217L250 216L251 217L250 219L255 220V218H256V220L257 219L260 220L257 211H254L255 214H252V213H254V212H252L254 209L252 211H249V210L247 211L248 208L246 209L247 206L245 204L248 205L250 203V202H248V198L249 197L247 198L245 193H241L239 191H237ZM59 194H61V195L63 194L66 197L65 196L63 197V195L61 196ZM161 195H163V196H161ZM26 196L28 197V195H26ZM186 196H187V198H186ZM216 198L213 199L212 201H210L208 204H206V207L204 208V210H206L207 213H211V211L215 212L217 210V208L219 207L218 209L221 210V211L223 210L222 211L223 214H225V215L227 214L228 217H229L230 216L229 214H232V213L228 212V209L226 210V207H225V206H227V208H229V204L227 202H225V201H222L220 197L217 198V199ZM164 199L166 201L165 204H164V202H165ZM189 199H191V201ZM245 199H247V200H245ZM139 200H140V202H139ZM141 200H144V201H141ZM260 201L264 202V197L263 196H262V199ZM154 202L155 203L157 202V205ZM158 202L160 204H158ZM28 203L30 204V207H32L34 205V204L31 203V201L28 202ZM172 203H174V204H172ZM29 204H26V206H28ZM175 204H176V206H175ZM221 204H222L223 207L221 206ZM68 205L70 207H68ZM64 206H66V207H64ZM211 207L213 209H216V210L213 211ZM208 208H210V209L208 210ZM177 210H178V214H177ZM23 211H25L24 208H23ZM161 211H163V212H161ZM168 211H172V213L168 212ZM221 211H218V212L222 214ZM77 212H78V215H77ZM81 212L84 214V216H83V214ZM99 214H101V215H99ZM167 214L170 215V217ZM171 214H174L175 216L174 215L172 216ZM57 215H58V217L56 218ZM65 216H67L68 219ZM64 217L66 219H63ZM104 217H106V218H104ZM228 217L226 216L225 218H228ZM53 218H56L54 220L55 222L53 221ZM61 219L63 220V222H61L62 221ZM69 220H71V221H69ZM180 220H181V222H179ZM58 221H60V222H58ZM170 221H171V223H170ZM48 222H50V223H48ZM182 224H183V226H182ZM232 224H230V221H229L228 225L226 226V228L228 227V229L229 230L231 229V231L235 230V229H233V228H235V225H234L233 222H232ZM10 225H11V223H10ZM106 226H107V229H106ZM102 227H104V230H102ZM181 227H182V229H181ZM40 228H42V229H40ZM192 228L193 227H189V228H187V230H190ZM39 230H38V233H39ZM0 231H1V229H0ZM59 231H61L63 234L61 232H59ZM224 232H226V230ZM60 233H61V235H60ZM222 235L223 234L218 235V236L222 237ZM24 240H25V242H24ZM69 241H70V243H69ZM37 242H38V244H37ZM14 243H16V244H14ZM20 243H21V245L19 246L18 244H20ZM68 244H70V245H68ZM4 246H6V247H4ZM73 246H74V248H73ZM12 247H13V249H12ZM64 247L65 248L67 247V248L65 249ZM180 247H182L183 249L180 248ZM37 248H38V250H37ZM45 249H48V250H45ZM29 250H31V251H29ZM10 251L13 252V253H9ZM34 252H36V254ZM46 252L47 253L49 252L50 254L48 253L49 255H46ZM64 252H65V254H64ZM72 252H74V253H72ZM76 252H77V254H75ZM13 254H14L15 257L13 256ZM28 254L30 255L29 257H28ZM65 255H68V256H65ZM49 256L50 257L53 256L54 258L53 257L49 258ZM64 256L66 258L68 257V259L64 258ZM183 256H184V258H183ZM251 256L252 255L250 254L249 258ZM18 257H19V260H17ZM12 258H14V259H12ZM62 258H64V259H62ZM52 260H53L54 263H52ZM76 260H77V262H76ZM184 260H186V261H184ZM29 261H31V262H29ZM190 261L191 260H189V263H190Z\"/></svg>",
    "mask_w": 264,
    "mask_h": 264
},
{
    "label": "snow or ice",
    "instance_id": "obj_3",
    "mask_svg": "<svg viewBox=\"0 0 264 264\" xmlns=\"http://www.w3.org/2000/svg\"><path fill=\"white\" fill-rule=\"evenodd\" d=\"M261 7L264 8V0H260ZM60 8L64 6L61 4L59 5ZM177 8H180V5H177ZM182 10V9H181ZM242 18L251 14L255 16L256 13L254 11V6L252 3H248L244 5L242 10ZM178 14V13H177ZM177 14L165 15L160 13L159 9L156 10V14L152 15L151 11L145 10L143 12H137L136 15L141 18V20H147L150 22H159L161 20H169L173 21L176 19ZM234 28L233 24L229 25V29L231 30ZM243 35V33H240ZM264 36V35H262ZM139 37L133 36L132 39H138ZM46 45H51L50 47H46ZM4 47H7L8 50L11 51L13 58L19 59L20 63L19 66L16 63L9 64L8 60L5 59L3 55H0L2 59H0V68H3L5 65L15 70L11 75V85L10 89L12 96L11 98L5 95L6 92V85L4 84L0 87V108H3L5 112H7V105L17 104L23 106V111L28 112L25 110V105L28 102L29 97L32 93V84L36 83L37 81L43 84L45 82L46 74L50 71L55 70L58 73L64 74L68 72L71 75V87L68 88V101L71 99L73 101L72 104L68 103L69 109L73 110L74 108L79 107V104L82 103L80 98L79 89L82 88H90L89 78L91 77L93 80L95 79L98 71V65L96 63L92 64V72L88 73L85 71L83 73V77L79 75L80 69H84L86 67L84 62L79 64V68L76 71H72L74 65V59L72 56H65L62 55L64 53V49L61 47L59 43L58 37H52L49 40L47 37L41 36L39 32H27V31H18V32H9L4 37H0V50H3ZM39 49V51H37ZM27 52L30 59H24L23 53ZM99 59V57H97ZM63 64V69L59 67V65ZM115 72L117 74L123 73L122 79L125 89L127 90L129 79L133 76V72L131 69H121L116 68ZM20 73H24V79L26 80V84L21 87L19 82ZM3 73H0V76H3ZM154 75V74H153ZM74 78V79H73ZM112 81H116L117 75H113L111 77ZM115 86V85H114ZM243 86V85H241ZM179 86L177 85L175 88L168 89V97L166 99H158L152 103H150L148 110H143L144 105H141V110H143V115L145 117H149L151 115H155L158 121L164 120L165 117H176L177 121L179 120V116L181 114V109L183 108V101L187 98L186 95L180 93L177 89ZM43 89V88H42ZM40 91L36 97L37 103L35 105V111H31L33 113H37V115L31 116L30 119L39 120L41 113L47 111L46 104H47V97L46 94L42 97ZM69 91H71L72 96L69 97ZM203 94V93H202ZM105 104H109L110 100H104ZM123 103V101H121ZM160 103H168L172 105V109L167 112H162L159 108ZM222 106L217 105V109H220ZM187 111L186 109L184 110ZM97 114H99L100 109H96ZM139 115V112L137 113ZM10 118V117H9ZM11 119V118H10ZM167 122V121H165ZM239 124V121L237 122ZM14 126L16 124H13ZM199 131V129H197ZM100 129H96V133H99ZM94 133V135L96 134ZM38 137L30 138L35 139ZM152 143H155L152 141ZM251 140H248V145H250ZM47 147V145H45ZM128 156L132 157L133 152L129 150ZM29 161H36L38 157H28ZM261 161H264V156L259 158ZM42 162V161H41ZM22 161L18 160L16 157H10L8 159V164H19ZM51 171H56L54 169H50ZM211 171V170H210ZM147 178H144L146 180ZM262 183H264V176L258 178ZM17 188H25L29 187V183L24 180H16L15 181ZM35 183V181L33 182ZM199 183V181H197ZM222 186V185H221ZM36 209H34L35 211ZM217 215H221V213H216ZM230 215V214H229ZM264 215V213H261ZM240 229V225H236V230ZM227 236V234H225Z\"/></svg>",
    "mask_w": 264,
    "mask_h": 264
},
{
    "label": "clouds",
    "instance_id": "obj_4",
    "mask_svg": "<svg viewBox=\"0 0 264 264\" xmlns=\"http://www.w3.org/2000/svg\"><path fill=\"white\" fill-rule=\"evenodd\" d=\"M0 59H2V57H0ZM63 75L64 74L58 73L55 70L50 71L46 74L45 82L43 84H40V87L45 90L44 93H41V96L43 97L46 94L47 101L49 100V98L51 100H54L59 95L58 92L50 91V90L55 89L58 86L59 87L62 86L61 82L58 80V77H61ZM5 79H7L6 76H4V75L0 76V87H2L4 85ZM70 87H71V82H69L68 88L70 89ZM88 91H89V88H87V87L79 89L80 98L82 101H84V98L87 96ZM71 96H72V93H71V91H69V97H71ZM84 102H86V101H84ZM68 103L72 104L73 101L71 99H69ZM79 107H83V103H80ZM7 109H8L7 112H5L3 108H0V116L10 117L11 118L10 122L12 124H25L28 122V120L30 119L31 116L37 115V113H33V112H29V111L24 112L23 106L17 105V104L7 105ZM117 115H119V113H117ZM0 126H2V125H0ZM0 135H3V134L0 133ZM17 135L18 134L16 132L12 133L13 137H16ZM247 156H248L247 145L240 143L237 147L236 159L238 161L242 162V161L246 160ZM254 164H255V161H248L247 168L249 171H254V167H253Z\"/></svg>",
    "mask_w": 264,
    "mask_h": 264
}]
</instances>
